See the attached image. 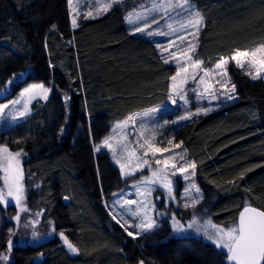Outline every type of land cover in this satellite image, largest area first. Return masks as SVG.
Segmentation results:
<instances>
[{"label":"trees","instance_id":"1","mask_svg":"<svg viewBox=\"0 0 264 264\" xmlns=\"http://www.w3.org/2000/svg\"><path fill=\"white\" fill-rule=\"evenodd\" d=\"M192 1L204 18L196 49L206 66L264 44V0ZM137 4L124 0L73 27L68 0H0V90L30 81L52 88L0 142L27 154L30 206L79 250L58 237L9 246L15 211L0 203V264H228L211 243L171 235L169 225L133 238L107 209L122 185L95 145L116 121L165 103L176 71L153 39L130 32L126 16ZM228 72L235 100L167 131L196 164L204 197L195 209L219 224L238 221L246 205L264 210V79L234 61ZM5 249L11 261L1 260Z\"/></svg>","mask_w":264,"mask_h":264},{"label":"rangeland","instance_id":"2","mask_svg":"<svg viewBox=\"0 0 264 264\" xmlns=\"http://www.w3.org/2000/svg\"><path fill=\"white\" fill-rule=\"evenodd\" d=\"M122 1L124 0H118V2L115 3L113 0H73V4L70 7L71 21L75 19L76 23H78L81 16L86 18L99 16ZM136 1H138L137 6L130 12H143L145 9L151 8L154 2V0ZM189 4L191 7L183 11L180 9H172L167 13L162 10L151 12V14L146 16V20L151 26L146 28L144 32H137L135 29L138 26L143 27L145 19L137 20L134 16V23H129L127 20L130 32L141 34L153 39L157 43L159 50L165 59H168L169 63H172L176 67V71L181 64L187 63L184 54H182L180 50L186 48L189 41L196 43L194 35H189V33L194 34L195 29L188 24L187 21L190 18L189 13L191 11L199 12V10L192 0H189ZM109 5L111 6L109 7ZM105 8H107V10H105ZM89 13H91V15H88ZM153 18H155L158 23H152ZM182 23L186 25V28H181ZM169 24L172 25V29H177L178 31L173 32L172 29L168 27ZM149 32L153 33V35H148ZM158 32L167 34L158 35L156 34ZM178 36H184L185 39L183 41L177 39ZM173 41L174 43H170ZM170 52H175L177 54L176 57L170 56ZM193 58H199L197 56V49L193 54ZM230 61L232 60H229V62ZM228 64L226 66L227 76L222 77L216 75L220 70L215 69V65L209 67L203 63L201 70H198L197 72V78L194 80L189 76L187 83L181 86L182 91L180 95L184 96L183 100L180 99V95H177L170 87L169 98L165 103L130 114L139 115L135 117V123L133 124L132 121H129L127 127L118 128L116 126L120 124V122L125 121L130 115L116 121L113 124L110 133L106 136L111 137L108 145L104 144L106 137L102 142L95 145L96 152L101 150L106 151L110 163L119 173L122 185L120 189L113 193L112 201L106 203L107 209L112 218L116 217L114 220L117 221L121 227H123L128 233L131 232L133 234L131 235L133 238H136L139 235H151L155 232L157 233L159 230H163L165 229V226L169 225L171 227V235L177 237H201L215 246V244L207 238L208 233L214 231L211 225L228 228L238 222L233 221L227 224H219L215 222L212 216L207 212L195 209L204 197V192L197 182L196 169L194 176L191 175L192 169H189L187 173H184V175L189 176V179L185 180L180 172H176L175 169L171 168L170 164L166 168L165 165H157L155 162L158 159L163 160L168 157L174 158L178 167L181 164L193 162L188 158L187 153L181 144H179V148L175 147L177 143L173 141V138L167 133V131L172 125L183 124L187 120L205 114L203 111L197 114V109H210L208 112H211L225 103L235 100V91L229 93L234 98L228 99L227 95H225V89L221 88L220 84L216 83L217 80H220L222 83L224 80H229L230 83L228 88H231L232 81L228 72ZM203 69L210 70V75L205 77V79L208 83L213 85V88L207 93L204 92V84L198 82L199 77L204 76ZM243 69L247 72H255L254 68H248L247 66ZM191 71V68H189V73H191ZM180 80L181 77H178V84ZM172 83L173 82L171 81V85ZM32 85H44L45 88L50 89L47 94V99H44L42 89L38 88L34 89L31 93H25V95L21 96V93L24 92L25 89L31 88ZM213 91L216 95L215 99H213L210 94ZM51 93V86L38 81H30L17 91H15L12 86H7V90L1 89L0 104L8 103L9 108L6 109L3 114H0V133L26 120L34 112L33 104L37 101L47 102ZM17 100L19 101L17 104L10 103L11 101ZM25 105H27V112L21 117L19 116V113L25 110ZM152 109H155V111H149ZM145 113L147 114L145 115ZM189 115L190 118L181 119V117ZM13 117H16V119H13ZM141 132H143V136L140 135ZM145 138L150 140L155 147L167 148L169 151L153 153L148 150L147 145H145L144 148H140L139 144H142ZM169 140L172 141L171 144L168 143ZM0 146L7 147L13 153L20 152V156L16 157V159L19 161V168L22 172V177L19 180V185L22 190L16 192L14 187L13 195L9 196L7 195L8 187L5 185L4 181L5 173L0 171V191L5 194V200L7 201V203L1 204L6 209L12 205L14 209H10V211H15V214L12 216L14 224L8 229L9 241H11V243L19 242L39 245L52 238L58 237L67 247L64 240L59 235L61 232L57 231L52 221L47 222V225L42 223L43 210L34 209L29 204L25 186L26 172L24 167V161L27 154L23 150H12L1 142ZM133 149L136 151V156L141 157V160H137L136 158L130 159L129 153ZM144 152H147L148 154L145 156L143 155ZM117 160H119L120 163H117ZM142 160H148L149 163L145 165L142 163ZM121 164L126 165V173L132 172L133 174L122 175L120 168ZM137 165H139V167H137ZM154 172L157 173L155 176L153 175ZM173 172H175L174 175ZM165 175H167V180L164 179ZM168 180L171 181V193L166 186ZM192 184H195L196 187L199 188V193L196 192V188L191 187ZM185 189H188V191L185 192ZM17 197H19V203H17ZM194 199L197 202L193 205L192 201ZM127 201H134L135 203L128 204ZM185 204H188L189 206L185 207ZM21 208H26L27 211H21ZM133 213H135V215H133ZM17 215L20 217L19 221L13 219V217ZM173 215L182 225H184L183 230L176 231L173 229ZM3 219L4 217L1 215L0 211V223L3 222ZM193 219L196 220V224L189 228L188 224L191 223ZM151 221H155V226L152 229L145 230V228L140 227V225H147ZM198 228L201 230L197 231ZM53 229H55V231H53ZM16 232L18 237H20L19 239H15L14 237ZM34 233L35 235H33ZM217 249L227 254L225 249ZM3 257H7V259H4ZM11 259L9 249H5L1 254V260L6 262L11 261Z\"/></svg>","mask_w":264,"mask_h":264},{"label":"snow or ice","instance_id":"3","mask_svg":"<svg viewBox=\"0 0 264 264\" xmlns=\"http://www.w3.org/2000/svg\"><path fill=\"white\" fill-rule=\"evenodd\" d=\"M113 2H118V0H113ZM68 4L71 7L73 4V0H68ZM111 5H109L110 7ZM189 0H154L152 7L149 9H145L143 12L141 11H135L130 12L126 19L129 23H134L133 17L137 20L139 19H145V24L143 27H136L137 32H144L146 28L150 27L151 25L147 22L146 16L151 14L153 11H159L162 10L165 13L169 12L172 9H180V10H186L190 8ZM107 10V8H105ZM179 14V13H178ZM88 15H91L89 13ZM190 18L188 19L187 23L190 24L194 29L195 33H189V35H194L196 43H193L192 41H189L187 44V47L184 49H181V53L184 54L185 60L187 63L181 64L176 71V74L170 77L171 81L173 82L171 85L172 90L177 94L180 95L182 91V85L187 83V80L189 76H191L192 79L197 78V72L198 70H201V66L203 65L204 61L199 58H193V54L195 53V50L198 45V33L200 31V26L203 25V16L198 11H191L189 13ZM152 23H158V21L153 18ZM73 27H77L76 20H72ZM168 27L172 29V25L169 24ZM53 28H55V25H53ZM181 28H186L185 24H181ZM173 32H177V29H172ZM158 35H166L167 33H156ZM148 35H153V33L149 32ZM177 39L184 40V36H178ZM170 43H174L170 42ZM170 56L176 57L175 52H170ZM229 60L235 61L236 65L240 68H245L246 66L248 68H254L255 72L249 71L248 74L251 76L253 80L258 78H264V44H260L252 49H234L233 54L230 57H224L221 56L217 63L215 64V69L220 70L216 75L226 77L227 76V69L226 66L229 63ZM168 59L164 60V63H168ZM179 63V62H178ZM189 68H191V73H189ZM204 76L199 77V83L204 84V92H210V89L213 88V85L208 83V81L205 79V77H208L210 75V70L203 69ZM183 74V75H182ZM181 77V80L179 84L177 83V78ZM216 83L220 84L221 88L225 89V95H227L228 99H233L234 97L229 94L230 92L235 91V85L232 84L231 88H228V85L230 83L229 80H224L223 83L220 80H217ZM42 89L44 94V99H47V94L50 91V89L45 88L44 85H32L31 88L25 89L24 92L21 93V96L25 95V93H31L34 89ZM212 95V98L215 99L216 95L215 92L210 93ZM70 99L66 97V100ZM180 99H184L183 95H180ZM175 102V101H173ZM11 104H17L19 101H11ZM9 108V104H0V114H3L6 109ZM149 111H155V109L149 110ZM203 111L205 114H207L210 109H197V114L199 112ZM27 112V105H25V110L19 113V116H24ZM147 113H145L146 115ZM139 114H133L127 117L125 121L120 122L116 127L123 128L127 127L129 121H132L133 124L135 123V117ZM189 116L181 117V119H188ZM13 119H16V117H13ZM62 131V130H61ZM115 131V129H114ZM141 136H143V132L140 133ZM109 139L111 137H106L104 140V144L108 145ZM169 144L172 143L171 140L168 141ZM145 145H147L148 150L155 152H167L169 149L167 148H159L155 147L150 140L147 138L144 139V142L142 144H139L140 148H144ZM175 147L179 148L180 145L177 144ZM147 152H144L143 155H147ZM20 156V152H11L7 147L0 146V171L5 173L4 181L5 185L8 187V193L7 195L12 196L13 195V188L15 187L16 192H20L22 189L19 185V180L22 177V172L19 168V161L16 159V157ZM129 157L136 158L137 160H141V157L136 156V151L133 149L129 153ZM157 165L163 164L167 168L169 164L171 165L172 169H175L176 172H180L183 175V178L185 180L189 179L188 175H184V173H187L189 169H192L191 175H195V169L196 164L195 162H189L186 164H181L179 167L177 166V163L174 161V158L168 157L163 160H156L155 161ZM117 163H120L119 160H117ZM142 163L147 165L149 162L148 160H142ZM126 165L121 164V174L122 175H131L132 172H125ZM139 167V165H137ZM160 171V170H157ZM157 173L154 172L153 175L155 176ZM175 172H173V175ZM165 180H167V175L164 177ZM169 192L171 193V181H167V185ZM191 187L196 188V192L199 193V188L196 187L195 184H192ZM188 189H185V192H187ZM67 199V197H66ZM197 201L194 199L192 201V204L194 205ZM0 203H7L5 200V194L0 191ZM17 203H19V197H17ZM128 204L135 203L134 201H127ZM185 207H188V204L184 205ZM21 211H27L26 208H21ZM135 215V213H133ZM116 217H113L115 219ZM13 219L19 221L20 217L19 215L13 217ZM173 221V229L176 231H181L184 229V225H182L177 218L173 215L172 216ZM196 224V220L193 219L191 223L188 224V227L191 228L193 225ZM155 226V221L149 222L147 225H140V227L145 228V230H150ZM211 227L214 229L213 232L208 233L207 238L212 241V243L215 244L217 248H222L226 250L227 253V260L230 262V264H264V210H261L257 207L246 205L243 210L239 214L238 222L234 224L233 226H230L228 228L218 227L216 225H211ZM201 229H197V231H200ZM55 231V229H53ZM35 235V233L33 234ZM60 237L64 240V243L67 245L68 249L72 253H77L79 250L71 243L69 242L68 238L64 235L63 232H61ZM128 235H133L131 232L128 233ZM9 246H11V241H9ZM4 259H7V257H3ZM140 264H143V261L140 262Z\"/></svg>","mask_w":264,"mask_h":264},{"label":"water","instance_id":"4","mask_svg":"<svg viewBox=\"0 0 264 264\" xmlns=\"http://www.w3.org/2000/svg\"><path fill=\"white\" fill-rule=\"evenodd\" d=\"M251 206H254V205H251ZM254 207H256V206H254ZM226 260H227V254H226ZM227 263L230 264V262L228 260H227Z\"/></svg>","mask_w":264,"mask_h":264},{"label":"crops","instance_id":"5","mask_svg":"<svg viewBox=\"0 0 264 264\" xmlns=\"http://www.w3.org/2000/svg\"><path fill=\"white\" fill-rule=\"evenodd\" d=\"M101 15V14H100ZM126 21H127V19H126ZM77 25H78V23H77ZM161 52V51H160Z\"/></svg>","mask_w":264,"mask_h":264}]
</instances>
